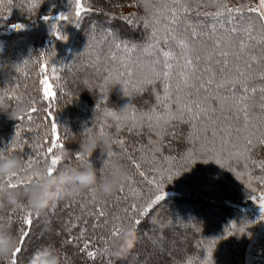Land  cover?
I'll return each mask as SVG.
<instances>
[{
  "label": "trees",
  "instance_id": "obj_1",
  "mask_svg": "<svg viewBox=\"0 0 264 264\" xmlns=\"http://www.w3.org/2000/svg\"><path fill=\"white\" fill-rule=\"evenodd\" d=\"M103 1L84 0L85 6L90 7L91 10L81 17L79 28L73 24L63 22L62 31L68 36V40L65 42L69 48H58L64 45V41L56 39L49 22L43 18L50 16L52 22H55L61 14H67L71 10V0H43L37 14L28 13L26 5L29 0H13L11 17L8 20L0 19V39H8L11 45L10 52L6 57L10 66L0 72V94L12 90L16 95H20L22 99L17 101L9 95L4 101L6 107H0V150L10 147L16 131H19L25 143L17 155L25 159L34 154L32 144L39 142L35 140L36 137L44 136L48 124L44 116L49 106H51L56 121L60 125L62 143L65 145L62 150H57V152L63 151L68 156L67 160H61L57 168H61L65 164L80 162L77 159V154L85 151L87 137L89 136L88 130L91 129V133H98L102 125L104 131L113 141L117 139L125 140V147L136 159H139L141 149L150 158L151 150L159 146L161 151L156 153V164L167 168L168 162L164 158L169 156L174 158L172 161L173 166L182 163L181 158L193 147L187 136L190 131L188 125L177 123L170 126L162 145H153L150 140H155L157 137L154 132L150 133L147 127L134 129L131 132L124 128L117 134L115 121L104 114L105 108L119 113L120 109L128 104L138 112H147L156 106L157 102L155 93L151 88L141 93L134 92L130 96H125L121 85H113L108 88L106 102L102 98L101 86L104 85L109 73L114 70L124 72L125 68L118 60L112 59L114 53L117 57L123 53L118 52L112 46L110 37L107 40H101V34L104 32L114 33L118 37V43L126 42L131 47L146 44L151 33L150 29L144 27L143 17L146 16V12L142 6L137 4V0H113L118 4L112 5V10H105L104 7L106 6ZM233 2L239 3L241 0H233ZM3 14L8 15L7 12ZM133 14L137 20L135 24H129L127 20L121 19L122 16L129 17ZM12 23L30 25L31 29L8 30ZM136 27L137 29H135ZM47 39L52 40L50 44ZM52 51L56 52V56H51ZM45 58L48 59V70H51L53 64H55L57 72L54 75L60 77L53 80L57 96L50 101L44 100L43 89L39 83L42 79V65ZM135 58L134 55L132 59L135 60ZM26 59L29 60V64L24 67L23 71H17L15 65H22ZM141 59L146 61L149 58L142 56ZM129 67L137 74L141 70L135 64H131ZM158 90H160L159 86ZM69 96L72 99L70 103H73V105L75 103V108L67 106ZM17 105H23L24 110L17 114L16 119L10 118L4 111L11 112L17 108ZM97 105H99L98 108ZM33 107L37 109V112L32 113V121L29 122L26 118L21 120L20 117L26 116ZM68 125L70 127L75 125L76 130L72 127L68 129ZM72 129H74L73 133ZM112 149L116 152L120 151L119 146L115 143L112 144ZM252 154L254 159L264 160V145L256 146ZM85 159L100 168L102 167L101 159H107V153L102 155L101 151L96 149L89 152ZM152 166L155 165L145 164L142 168L149 179L155 175L149 170ZM131 168L135 183L128 185L125 182L124 193L116 191L113 196L108 198H101L96 193L101 202V205H97V208L102 206L106 213L105 217L99 220L95 216L89 215L90 212L96 210L89 203L92 195L90 191H85L75 198L59 200L40 215L32 214L33 224L30 229V238L19 257V264H23L26 257L32 255L36 250L31 245L36 243L35 238L40 230L39 223L44 217L48 219L53 217L62 226L58 227L56 223L51 222V229L57 233L53 236L51 245L56 247L59 241L66 244L64 256L66 255L65 260L67 263L64 262V264H122L126 252H122L119 256L103 254L102 249L106 244L101 237L108 241L113 239L110 237V229L114 224H119L116 218H121L125 225L131 215L130 205L134 202L137 205L142 204L149 197L154 198L156 194L155 186L145 181L132 166ZM215 170L220 174L226 171L230 172V170L221 167L215 161L205 163L203 160H197L189 170L175 176L171 181L164 182L163 190L167 193V196L158 203V206H153L150 214L140 218L141 223L136 225L131 246L127 249L133 248L131 254L135 259L128 262V264H145L144 258L150 260V256L154 258L157 264H187L189 259H192L194 264H198V261L206 255L205 244L210 239L218 240L213 252L214 264L243 263L245 240L249 236V231L247 234H235L225 237L226 230L229 229L232 223L240 226L248 222L249 217L246 213L242 214L239 209L224 201L226 198L221 194L230 191L220 186L222 182L217 179L218 176L213 174ZM237 170L242 171V165H238ZM252 172L254 176L261 175L258 167L252 168ZM198 177H203L209 183L210 188L206 187V189L203 185L194 187L190 184ZM253 182H256L259 187H264L258 180H253ZM129 187L138 189L141 196L131 197L128 191ZM222 191L223 193H221ZM124 197L128 198L125 199ZM198 201H202V204L199 214L194 215L196 222L180 233V236L182 233L185 234L182 239H191L192 243L183 245L184 252L179 255L174 254L167 248H163L164 250L160 248L162 245H166L167 242L175 241L177 236L170 228H161L158 231L151 232L149 225L154 224V220L155 225H160L164 223L166 217L172 219L179 216L189 220L190 217L180 216L178 214L180 212L176 209L180 208L179 211L184 210L186 206L196 205ZM174 207L175 211L172 209ZM125 208H129V213L126 214L123 211ZM22 214L21 210L13 213L11 209L2 213L6 221L8 217H12L11 227L14 231H18L22 227L20 219ZM146 238L153 240L154 246L158 250L161 249L167 252L169 257L164 258L158 253H148L149 251L146 250L148 246L144 249L145 255H135L134 250H142L139 247L140 241ZM85 240L90 242L87 249H84ZM46 242L48 241H45L43 245H46ZM89 251H96L97 255L89 257L87 254ZM0 264H8V261H0Z\"/></svg>",
  "mask_w": 264,
  "mask_h": 264
},
{
  "label": "snow or ice",
  "instance_id": "obj_2",
  "mask_svg": "<svg viewBox=\"0 0 264 264\" xmlns=\"http://www.w3.org/2000/svg\"><path fill=\"white\" fill-rule=\"evenodd\" d=\"M42 3L43 0H29L26 5L28 13L37 14ZM137 4L146 12L143 17L144 27L151 30L148 42L142 46L130 47L126 42L118 43V37L114 33L101 34V40L110 37L112 46L123 53L119 57L114 53L112 59L118 60L125 68L124 72L114 70L109 73L101 86L102 98L106 102L108 88L121 85L125 96L151 88L157 103L147 112H138L128 104L120 109L119 113L105 108L104 114L115 121L117 134L124 128L131 132L147 127L148 131L154 132L157 137L150 140L153 145H162L170 126L177 123L186 124L190 129L187 133L188 140L193 147L181 158L182 163L177 166L172 164L173 157H165L168 167L164 168L156 164V153L161 151V147H154L150 158L141 149V155L136 159L125 147V140L114 141L120 151L109 149L101 171H107V161L113 157H125L145 181L155 186L154 198L149 197L139 205L135 202L130 205L131 215L128 219L139 225L140 218L150 214L153 206H158V203L166 198L164 182L171 181L175 176L189 170L197 160H203L205 163L215 161L221 167L232 171L237 178L247 177L245 184L250 189V198L264 211V188H260L259 195H255L258 189L253 186V180H258L264 185V160L254 159L252 154L256 146L264 145V0H241L239 3H234L233 0H137ZM12 8L13 0H0V19L8 20ZM90 10V7L85 6L84 0H71V10L67 14H61L55 22H52L50 16L43 19L49 22L57 40L67 41L68 36L62 31L63 22L79 28L81 17ZM4 12L8 15L5 16ZM121 19L127 20L129 24L137 22L134 14L129 17L122 16ZM10 28L19 31L24 25L12 23ZM41 55L43 56V53ZM134 55L135 60L132 59ZM51 56H56V52L52 51ZM142 56L149 59L142 60ZM28 64L29 60L26 59L22 65H15L16 70L23 71ZM131 64L141 69L138 74L129 67ZM42 68L47 73V58L44 59ZM51 71L53 74L57 72L55 64ZM39 83L43 86L44 100H54L57 93L53 90L49 77L45 75ZM9 95L17 101L22 99L12 90L5 91L0 94V107H6L4 101ZM36 112L37 109L33 107L20 119L26 118L31 122L32 113ZM44 119L48 121L46 131L43 137L35 138L39 142L32 144L34 154L24 159L25 171L36 164L47 163V174L53 175L62 160L57 150H62L65 145L62 143L60 125L51 106ZM88 132L90 135L92 130L89 129ZM98 134L107 135L103 125ZM24 143L20 132L16 131L10 147L0 150V156L9 152L17 155ZM88 153L86 145L85 151L77 154V159L86 162L85 156ZM145 164L155 165L149 169L155 174L151 179L142 170ZM238 165H242V171L237 170ZM255 167L260 169L261 175H253L252 168ZM39 177V173H15L5 179L9 187L20 188ZM126 182L128 185L135 183L132 176ZM117 191L124 193L125 183L121 184ZM128 191L133 198L141 196L136 188L129 187ZM90 192L92 195L89 203L96 210L89 215L99 220L105 217L106 213L102 206L97 208L101 202L96 192ZM16 211L12 210L13 213ZM123 211L127 214L129 208ZM20 219L22 227L18 230L19 246L8 264H19V257L30 238L32 213H23ZM116 219L119 224H114L110 229V237L113 239L120 236L124 226L121 218ZM260 219L264 220V216ZM12 222V217H8L9 226ZM250 226L249 222L240 226L232 223L226 230L225 238L244 234ZM101 239L105 244L108 243L107 239ZM217 242L216 239H210L205 244L206 255L198 264H214L213 252ZM89 243L84 241V249L89 247ZM87 254L89 257H95L97 252L89 251ZM187 264H194V261L189 259Z\"/></svg>",
  "mask_w": 264,
  "mask_h": 264
},
{
  "label": "clouds",
  "instance_id": "obj_3",
  "mask_svg": "<svg viewBox=\"0 0 264 264\" xmlns=\"http://www.w3.org/2000/svg\"><path fill=\"white\" fill-rule=\"evenodd\" d=\"M10 47L8 39H0V72L10 66L6 60ZM23 110V105H17L13 111L4 112L10 118L16 119L17 114ZM113 143L108 135L91 133L87 137V150L92 152L99 149L103 155L112 148ZM58 155L62 160L68 159L63 151ZM101 161L100 168L86 160V162L65 164L57 168L55 174L48 175L47 163H41L25 171V161L21 156L10 152L0 156V217L4 218L2 213L8 209L21 210L23 213L30 211L34 215H40L53 203L75 198L85 191L94 190L101 198L113 196L120 185L132 176V168L125 157H113L107 161V171L102 172L106 159ZM15 173L21 175L39 173L40 177L26 186L12 188L5 178ZM135 231L136 225L129 220L123 226L120 236L110 239L102 249V253L110 256L121 255L131 246ZM18 246V231H14L5 219H0V261H9ZM28 264H64V260L61 251L54 245L48 244L37 248Z\"/></svg>",
  "mask_w": 264,
  "mask_h": 264
},
{
  "label": "rangeland",
  "instance_id": "obj_4",
  "mask_svg": "<svg viewBox=\"0 0 264 264\" xmlns=\"http://www.w3.org/2000/svg\"><path fill=\"white\" fill-rule=\"evenodd\" d=\"M103 2H105V6H106L104 7L105 10L106 9L112 10L113 9L112 5L118 4L113 0H104ZM23 25H24V28H22L21 30L31 29L30 25H26V24H23ZM10 27L11 26H9L8 30H11ZM135 29H137V27ZM51 41H52L51 39H47V42L49 44L51 43ZM58 48H69V47L67 46V43L64 41V45ZM45 75L49 77V81L50 83L53 84V90L55 91V88H54L55 86L53 82L55 75L52 73L51 70H47V73L43 71L42 79L44 78ZM42 89H43V86H42ZM70 102H72V99L69 96L67 106L75 108V103L73 105V103H70ZM74 126H71V127L76 130V126L75 127ZM71 127L68 125V129H70ZM74 129H72V133ZM214 169H215V166H214ZM213 174L218 176L217 179L220 182H222L220 186L224 187V189L227 188L230 191V192H225L226 194H221V196L226 198L224 201L227 204H230L232 207H236L237 209H239L242 214L246 213L249 217L248 222L250 223L251 226L247 229V232L249 231V236L245 240L242 264H264V220L260 219L261 216H264V211L261 210V207L259 204H257L253 199L250 198V195H249L250 189H248L247 185L245 184V180L247 179V177H245L244 179H239L231 171L230 172L226 171L225 173L220 174L217 172V170H215L213 171ZM190 184H192L194 187H199L200 185L205 186L204 188L209 187V183L203 177L196 178L193 181V183L190 182ZM256 184H257L256 182H253V186L258 189V191L254 194L259 195V189L264 188V187L263 186L259 187ZM221 193H223V191ZM201 204H202V201H198L196 202V205H192L189 207L186 206L184 210L179 211L180 208L176 209V211L180 212L178 213L180 216H184L186 218L190 217L189 220L188 219L185 220V218H181L179 216H176L175 218L173 217L172 219L169 217H166L164 223H161L160 225L158 224L155 225L156 224L155 220L153 222L154 224L149 225V229L151 230V232L158 231L161 228H170L171 230L174 231V233L177 236V239L175 241L167 242L166 245H162L160 248L162 249L167 248L169 251H172L174 254H177V255L182 254L184 252L183 245L190 244L192 243V241L191 239H184V238L182 239V237H184L185 234L182 233V235L180 236V233L182 232L183 229H188L190 226H193V224L196 222L194 215L196 213L199 214ZM172 209H174L175 211V207ZM159 213L160 211L158 212V214ZM257 221L259 222L256 223ZM51 222L56 223L58 227L59 226L62 227L61 224L57 223V221L53 217H51L50 219L44 217L43 220L39 223L40 230L37 234L38 236L35 238L36 243L34 245H31L32 248L37 249L40 246H43V243L45 241H48L46 242V245L51 244V240L53 239V236L57 234L51 229V224H52ZM247 232L245 233L247 234ZM65 246L66 244L64 242L59 241L56 247L61 251L64 262L67 263L65 260L66 255L64 256ZM139 247L143 251L140 249H135L134 250L135 255L142 256L145 251L144 249L147 248L146 250L149 251L148 253H153V254L158 253L164 258L169 257V255H167V252L163 251L164 249L158 250L154 246L153 240L151 239L146 238L143 241H140ZM132 249L133 248H131L130 250H127V249L125 250L126 253L124 254V257L122 259V264H128V262L134 261L135 258L131 254ZM30 257L31 255L29 257H26L23 264H28ZM144 259H145L144 261L146 262L145 264H157L154 258L151 256H150V260L147 259L146 257Z\"/></svg>",
  "mask_w": 264,
  "mask_h": 264
}]
</instances>
